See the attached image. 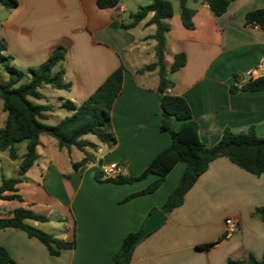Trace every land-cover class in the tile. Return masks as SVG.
<instances>
[{
    "label": "crops",
    "instance_id": "0c3cea01",
    "mask_svg": "<svg viewBox=\"0 0 264 264\" xmlns=\"http://www.w3.org/2000/svg\"><path fill=\"white\" fill-rule=\"evenodd\" d=\"M150 2L119 0L103 9L95 0H17L13 8L0 4L4 53L11 56L12 66L23 71L16 85L28 81V68L42 63L55 46L65 47L64 60L52 71L62 68L70 86L56 89L42 85L40 98L29 97L52 106L45 112L44 123L53 125L69 116L72 111L63 107L65 100L82 102L112 71L122 67L121 88L110 111L113 144L108 146L93 134L83 135L80 139L93 146H84L82 156L75 158L71 153L76 147H59L53 137L42 132L37 158L23 173L18 165L26 143L15 145L16 159L0 150V182L2 175L19 177L16 193L21 197L0 198V217L11 216L17 207L28 208L48 220L25 222L74 241L71 248L52 255L24 231L0 228V245L11 256V264H115L112 255L123 237L140 230L149 212L163 204L185 165L175 163L154 192L125 201L156 175L113 183L98 181L94 174L101 173V164L116 162L119 169L110 177L138 175L170 144V134L160 129L163 94L179 95L187 101L198 137L206 146L217 143L225 128L239 132L252 127L264 137V90L241 89L250 80L247 71L264 75V30L245 23L246 12L263 7L264 0H231L217 16L205 0H186L194 9L192 29L183 27L179 8L170 1L173 14L166 20L164 64L165 76L172 84L164 92L158 89L157 69H143L155 60V41L148 38L155 26L147 24L152 13L130 28L120 25L131 22L130 14ZM179 53L185 55V63L171 70L174 55ZM47 86L51 88L49 96L41 91ZM0 109V122L4 123L2 103ZM171 125L177 129L180 120L172 118ZM85 154L87 162L73 169L72 163ZM6 156L14 162V176L4 170ZM261 205L264 172L251 174L219 156L186 191L182 203L164 213L165 220L135 244L128 264H229V259H244L249 253L259 260L264 253V222L251 212ZM227 217L238 221L229 234L224 232ZM51 219L61 222L64 232L56 234L51 225L47 228ZM210 243L215 244L197 248Z\"/></svg>",
    "mask_w": 264,
    "mask_h": 264
},
{
    "label": "trees",
    "instance_id": "16d2710c",
    "mask_svg": "<svg viewBox=\"0 0 264 264\" xmlns=\"http://www.w3.org/2000/svg\"><path fill=\"white\" fill-rule=\"evenodd\" d=\"M179 3V16L181 24L186 29L194 27L192 16L194 9L186 5V0H177ZM213 15L222 14L231 0H205ZM119 0H95L96 6L100 9L115 6ZM0 4L6 8H13L17 0H0ZM152 13L147 24L155 26L154 32L148 36L155 41V60L143 67L146 70L157 69L158 89L164 92L171 86L172 82L165 76L164 49L166 32L169 29L166 22L173 14V7L169 0H151L146 5L139 7L130 14L131 22L120 23L122 28H130L136 25L147 14ZM245 23L258 26L264 30V6L250 10L245 14ZM6 47L0 41V65L8 73L6 81L0 82V98L2 100V111L5 113V120L0 127V150H6L9 158L16 159L18 153L16 144L26 141L25 154L19 162V172L27 171L37 158L36 146L39 142L40 133L44 132L53 137L59 147L69 149L71 146L83 150L84 146L90 145L80 138L86 134H93L96 138L110 146L115 142V137L110 129V111L112 103L120 91L122 82V67L112 71L100 85L82 102L75 104L65 100L63 107L72 111L69 116L64 117L56 124L50 125L43 122L45 112L51 111L52 106L39 104L31 101L29 97L40 98L39 88L42 85H49L56 89H67L70 84L64 80L62 68L52 71L53 67L62 62L65 58V47L55 46L48 57L37 67L28 68L29 80L18 85L17 82L23 76V71L11 65V56L4 53ZM185 63L183 53L175 54L170 69L175 70ZM241 89L248 91L264 90V75L246 81ZM160 129L170 134V144L162 149L143 169L135 176L116 175L102 179V173H95L98 181H110L113 183H131L144 178L147 174H155L156 178L143 189L129 194L125 199L149 194L154 192L165 179L169 170L177 162H182L185 168L179 177L177 184L170 191L167 198L159 209L168 213L179 206L186 191L193 185L198 176L204 172L209 162L219 156L228 158L233 164L245 171L260 175L264 172V137L258 136L252 127L239 132H233L225 128L217 143L206 146L202 143L197 134V123L192 119L191 109L187 101L179 95L163 94L161 98ZM180 120V125L174 129L171 119ZM88 155H84L79 161L72 163V168L77 169L85 164ZM20 182L19 177H5L2 175L0 182V198L21 199L16 193V184ZM9 192V194H4ZM251 214L264 222V205L256 206ZM26 219L47 221L45 215L37 214L24 207H17L8 217H0V228L11 227L24 231L29 237L37 238L43 243L50 254L56 255L62 248H71L74 241H65L36 228L27 222ZM139 230L127 233L118 248L112 255L115 264H128L131 260L135 247L134 238ZM218 242V241H216ZM215 242V243H216ZM210 243L204 246L213 245ZM12 258L5 247L0 245V264H11ZM229 264H264V253L261 259L257 260L249 253L244 259H229Z\"/></svg>",
    "mask_w": 264,
    "mask_h": 264
},
{
    "label": "rangeland",
    "instance_id": "374dc122",
    "mask_svg": "<svg viewBox=\"0 0 264 264\" xmlns=\"http://www.w3.org/2000/svg\"><path fill=\"white\" fill-rule=\"evenodd\" d=\"M173 3L174 5V8L176 10H178L179 8V4H178V1L177 0H169ZM8 77V73L5 71V69L0 65V82H3L4 80H6ZM42 93L46 96H49L51 94V88L49 86H47L46 88L42 89L41 90ZM1 100H0V104H1ZM1 111V109H0ZM2 122H0V127L2 126ZM26 142L23 141L21 145H24ZM71 155L75 158H78L79 156H82V152L77 149V148H73L72 149V153ZM5 161V164H4V170L6 172V174H8L9 176H14V174H16V168L15 166H13L14 162L9 160L6 156V160ZM11 161V162H10ZM11 163V164H9ZM179 180V179H178ZM178 182V181H177ZM176 182V184H177ZM175 184V185H176ZM54 228V230H56V234H61V232H64V230L62 229V225H61V222L59 221H56L55 219H51V223L49 224V226H47V228H50L51 226Z\"/></svg>",
    "mask_w": 264,
    "mask_h": 264
},
{
    "label": "built area",
    "instance_id": "2783aa9c",
    "mask_svg": "<svg viewBox=\"0 0 264 264\" xmlns=\"http://www.w3.org/2000/svg\"><path fill=\"white\" fill-rule=\"evenodd\" d=\"M245 75L249 79H254L260 76V73L257 70H249L245 73ZM119 169V165L116 162L101 164V173L103 177H110L111 174ZM238 226V221L236 218L227 217L224 220V232L225 234H229L234 231Z\"/></svg>",
    "mask_w": 264,
    "mask_h": 264
},
{
    "label": "water",
    "instance_id": "95a60500",
    "mask_svg": "<svg viewBox=\"0 0 264 264\" xmlns=\"http://www.w3.org/2000/svg\"><path fill=\"white\" fill-rule=\"evenodd\" d=\"M164 220H165V214L159 208H153L149 212L141 229L138 231L137 235L135 236L134 243L141 240L145 235H147L157 226H159Z\"/></svg>",
    "mask_w": 264,
    "mask_h": 264
}]
</instances>
